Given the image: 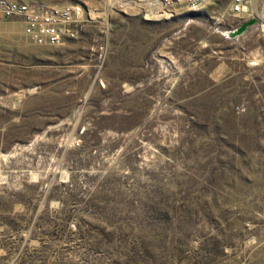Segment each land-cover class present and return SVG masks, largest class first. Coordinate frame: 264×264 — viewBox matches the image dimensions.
<instances>
[{"label":"rangeland","instance_id":"rangeland-1","mask_svg":"<svg viewBox=\"0 0 264 264\" xmlns=\"http://www.w3.org/2000/svg\"><path fill=\"white\" fill-rule=\"evenodd\" d=\"M18 1L92 18L0 22V264H264V0Z\"/></svg>","mask_w":264,"mask_h":264},{"label":"built area","instance_id":"built-area-1","mask_svg":"<svg viewBox=\"0 0 264 264\" xmlns=\"http://www.w3.org/2000/svg\"><path fill=\"white\" fill-rule=\"evenodd\" d=\"M251 0H233L231 10L244 13ZM209 0H129L146 14L155 13L170 17L178 7L188 11L202 10ZM17 18L23 24V33L30 42L59 44L67 38H74L82 27L90 22V12H84L80 4L56 6L43 2L28 3L18 0H0V22Z\"/></svg>","mask_w":264,"mask_h":264},{"label":"water","instance_id":"water-1","mask_svg":"<svg viewBox=\"0 0 264 264\" xmlns=\"http://www.w3.org/2000/svg\"><path fill=\"white\" fill-rule=\"evenodd\" d=\"M264 12V11H263ZM260 21V18L258 17H252L247 20H245L243 23H241L237 28L234 30H229V32H225V34L229 37H238L240 36L243 32L248 30L250 27H253L257 25Z\"/></svg>","mask_w":264,"mask_h":264}]
</instances>
